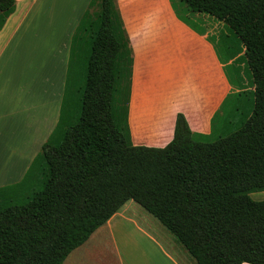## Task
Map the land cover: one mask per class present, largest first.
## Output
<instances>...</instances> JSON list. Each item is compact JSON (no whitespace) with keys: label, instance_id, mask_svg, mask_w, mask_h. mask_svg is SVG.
<instances>
[{"label":"trees","instance_id":"obj_1","mask_svg":"<svg viewBox=\"0 0 264 264\" xmlns=\"http://www.w3.org/2000/svg\"><path fill=\"white\" fill-rule=\"evenodd\" d=\"M170 1L191 27L185 15L230 28L221 40L240 80L231 107L227 98L209 135L178 114L167 146L135 145L131 39L117 0H91L58 123L23 179L0 187V264H64L130 200L196 264H264V200L251 196L264 191V0ZM15 10L0 0V31Z\"/></svg>","mask_w":264,"mask_h":264},{"label":"crops","instance_id":"obj_2","mask_svg":"<svg viewBox=\"0 0 264 264\" xmlns=\"http://www.w3.org/2000/svg\"><path fill=\"white\" fill-rule=\"evenodd\" d=\"M90 2L16 0L15 12L0 31V187L23 179L58 123L72 38ZM117 4L133 47V143L167 146L178 114L185 116L192 132L209 135L214 115L238 92L227 74L233 60L219 55L210 17H204L205 29L199 30L177 17L170 0ZM132 202L87 242L110 237L120 264H130L123 240L131 233L149 261L182 264L132 218Z\"/></svg>","mask_w":264,"mask_h":264},{"label":"rangeland","instance_id":"obj_3","mask_svg":"<svg viewBox=\"0 0 264 264\" xmlns=\"http://www.w3.org/2000/svg\"><path fill=\"white\" fill-rule=\"evenodd\" d=\"M173 1L179 6L181 5L179 0ZM185 16L189 23L195 28L199 30L205 29V25L201 23L198 18H195L192 15ZM208 23L211 24V27L214 29L212 40L217 46L219 55L225 60L227 59V48L221 39L224 34H231V30L225 26L223 22H220L213 17L209 18ZM246 70L248 72L247 75H251L249 67H247ZM227 74L232 81V84L234 86H239V75L234 66L229 65L227 67ZM231 100L232 101L228 103L227 108L231 107V104L234 102V98ZM251 196L255 200H264V191L253 192ZM132 203H134L133 206H130V214L132 218L137 220L142 226H145V228L149 229L152 234L156 235L165 249L175 256L178 262H181L182 264H196V261L191 257L179 240L165 226H163L157 218L147 212L136 202L133 201ZM127 237L128 238L124 237L123 244H127L128 251L126 257L129 259L130 264H161L159 262H151L148 260L150 259L149 255L140 250L139 243L137 241L138 238L134 236V234L129 233ZM167 241H169L172 245L173 242L176 243L175 247L170 245ZM93 243V241L87 242L81 248L74 250L66 259L64 264H71L74 257L76 259H74L72 264H120V259L114 250L113 241L110 237L99 240L97 243Z\"/></svg>","mask_w":264,"mask_h":264}]
</instances>
